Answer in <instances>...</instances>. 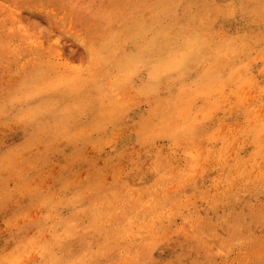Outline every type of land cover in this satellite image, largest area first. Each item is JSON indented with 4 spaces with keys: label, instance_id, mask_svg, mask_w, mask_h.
<instances>
[{
    "label": "rangeland",
    "instance_id": "obj_1",
    "mask_svg": "<svg viewBox=\"0 0 264 264\" xmlns=\"http://www.w3.org/2000/svg\"><path fill=\"white\" fill-rule=\"evenodd\" d=\"M0 264H264V0H0Z\"/></svg>",
    "mask_w": 264,
    "mask_h": 264
},
{
    "label": "bare ground",
    "instance_id": "obj_2",
    "mask_svg": "<svg viewBox=\"0 0 264 264\" xmlns=\"http://www.w3.org/2000/svg\"><path fill=\"white\" fill-rule=\"evenodd\" d=\"M183 1V0H182ZM181 3V2H180ZM186 3V2H185ZM194 12V11H193ZM112 14V13H110ZM191 16V15H190ZM195 16V15H194ZM184 17V16H183ZM181 16V18L183 19ZM196 17V16H195ZM193 18V17H192ZM172 19V18H171ZM186 19V18H185ZM184 19V21H185ZM129 20V19H128ZM170 20V19H169ZM191 20V19H190ZM171 21V20H170ZM177 22V21H176ZM180 22V21H179ZM192 22V21H191ZM190 22V23H191ZM173 23V22H171ZM182 23V21H181ZM193 23V22H192ZM176 24V23H175ZM174 24V25H175ZM195 24V23H194ZM120 25V17L109 15V13H100L97 15H94L89 19L87 24L85 25V29L87 32V37L90 41V48H91V56L92 60L99 64L103 61H106L107 63L111 64H117L121 61V59H128V56L131 54L126 55V48L124 45H112V38L106 35V32L109 30L115 31L118 30ZM188 26V25H187ZM192 26V25H191ZM194 26V25H193ZM192 26V27H193ZM164 27V26H163ZM173 27V26H172ZM191 27V28H192ZM188 28V27H187ZM171 29V28H170ZM177 29V28H176ZM167 30V29H166ZM189 30V28H188ZM111 32V31H110ZM161 32V31H160ZM112 33V32H111ZM115 34V33H114ZM176 34V33H175ZM126 36V34H125ZM189 37V36H188ZM164 38V37H163ZM170 39V38H169ZM172 39V37H171ZM182 39V38H181ZM124 40V39H123ZM174 40V39H173ZM128 41V40H127ZM161 41V40H160ZM164 41V40H163ZM165 42V41H164ZM163 43V42H162ZM194 43V42H193ZM121 44V43H120ZM169 44V43H168ZM173 44V43H172ZM159 48V52H164V43L157 45ZM121 46V47H120ZM173 46V45H172ZM141 46H139L140 48ZM196 47V46H195ZM170 48V47H169ZM194 48V47H193ZM135 49V48H133ZM174 49V48H172ZM196 49V48H195ZM140 50V49H139ZM170 50V49H169ZM141 51V50H140ZM133 53V52H132ZM141 53V52H140ZM166 53V51H165ZM199 56V55H197ZM132 57V56H131ZM182 57L183 59H179L176 61L184 60L187 62H194L198 61L197 58H195V52L194 49L188 48L187 50L184 49H178L177 52L173 54V58H179ZM195 58V59H194ZM174 59H168V60H174ZM134 60V59H132ZM143 60V59H142ZM164 60V59H162ZM157 61V59H155ZM145 62H147L145 60ZM120 64V63H119ZM118 64V65H119ZM147 65V64H146ZM192 65V64H191ZM194 66V65H193ZM143 67V66H142ZM185 67V66H184ZM169 69V68H168ZM138 70V69H136ZM187 70V69H186ZM136 72V71H135ZM152 73V72H151ZM166 74V73H165ZM156 75V74H155ZM164 75V74H163ZM163 78V77H162Z\"/></svg>",
    "mask_w": 264,
    "mask_h": 264
}]
</instances>
